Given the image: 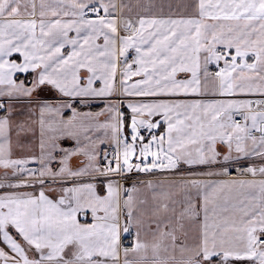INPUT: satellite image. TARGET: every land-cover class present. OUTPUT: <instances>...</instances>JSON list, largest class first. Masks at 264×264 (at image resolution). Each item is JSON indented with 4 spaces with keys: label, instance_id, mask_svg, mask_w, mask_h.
<instances>
[{
    "label": "snow or ice",
    "instance_id": "obj_1",
    "mask_svg": "<svg viewBox=\"0 0 264 264\" xmlns=\"http://www.w3.org/2000/svg\"><path fill=\"white\" fill-rule=\"evenodd\" d=\"M0 264H264V0H0Z\"/></svg>",
    "mask_w": 264,
    "mask_h": 264
}]
</instances>
